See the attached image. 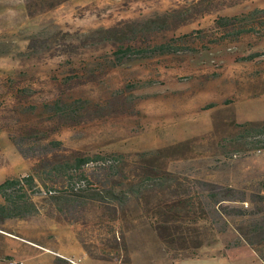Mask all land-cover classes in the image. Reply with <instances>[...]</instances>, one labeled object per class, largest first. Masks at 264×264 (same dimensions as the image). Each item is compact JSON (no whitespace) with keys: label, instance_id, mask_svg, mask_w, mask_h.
<instances>
[{"label":"rangeland","instance_id":"1","mask_svg":"<svg viewBox=\"0 0 264 264\" xmlns=\"http://www.w3.org/2000/svg\"><path fill=\"white\" fill-rule=\"evenodd\" d=\"M182 7L200 8L201 13L153 38L158 42L184 35L193 54L154 57L88 76L75 70L105 58L113 45L84 48L68 38L45 42L34 52L26 48V37L41 29L87 32ZM254 8H264V0H65L30 17L23 0H0V48L7 47L0 53V182L31 172L39 157L52 158L54 152L47 150L52 140L84 153L134 154L204 137L190 155L170 160L168 167L187 173L214 164L217 142L232 132V119L264 120V55L253 61L234 59V52L243 48L264 50V27L237 40L213 28L218 16ZM148 81L154 83L144 87ZM116 90L124 92L122 105L90 107L78 122L46 112L45 105L66 97L105 105L115 99L111 94ZM130 92L132 101L125 98ZM14 141L29 158L22 157ZM87 172L94 177V168ZM219 176L237 188L258 184L264 178V150L235 159ZM132 216L130 222L108 217L101 222L81 216L77 208L60 213L49 205L25 219H7L0 225V264L18 258L22 264H47L53 254L46 249L82 264H258L245 260L243 249L235 257H222L223 241L233 234L217 229L222 222L212 226L187 214L156 231L149 216L135 211Z\"/></svg>","mask_w":264,"mask_h":264},{"label":"trees","instance_id":"2","mask_svg":"<svg viewBox=\"0 0 264 264\" xmlns=\"http://www.w3.org/2000/svg\"><path fill=\"white\" fill-rule=\"evenodd\" d=\"M63 1L23 0L24 10L32 17ZM200 10L195 7L171 8L145 19L119 21L110 27H98L87 32L41 29L26 37V48L34 52L38 47H46L45 42L62 43L68 38L79 40L84 48H96L106 43L113 45L105 58L93 60L75 70L76 75L88 76L97 70L122 67L154 57L185 56L195 50L183 43L184 35L158 42L153 37L194 18L201 13ZM261 15L264 17V8H254L239 15H221L215 19L213 28L224 31V37L231 36L230 40H237L241 34L257 33L264 27ZM6 49L0 48V53ZM262 55L264 50L247 47L234 52V59L253 61ZM153 83L148 81L144 87ZM122 95V90L113 91L111 98L115 99H108L105 105L81 97L59 98L50 106L45 105L48 107L46 112L56 118L68 117L78 122L90 107L104 108L107 105L112 109L115 104L119 107ZM132 96L134 94L130 92L125 98L132 101ZM231 125L232 132L217 142L219 153L215 156V163L203 170L187 173L169 169L168 162L186 158L193 145L204 137H192L134 154L84 153L68 150L61 141L52 140L47 149L54 152L52 158L47 155L39 157L31 172L7 177L0 182V225L7 219L28 218L49 205L60 213L66 208H77L81 216L92 215L101 222L106 217L130 222L135 211L149 216V224L156 231L162 230L168 220L193 214V219H204L212 226L222 222V226H217L222 232L232 231V236L223 241L225 248L248 244L264 261V178L258 184L248 183L237 188L219 176L235 159L264 150V120L237 122L232 119ZM14 145L22 157H30L17 142ZM88 167L95 169L94 177L87 172ZM113 235H118V232L113 230ZM101 258L115 259L111 256ZM116 259L126 262L125 259ZM52 264L69 262L56 256Z\"/></svg>","mask_w":264,"mask_h":264},{"label":"crops","instance_id":"3","mask_svg":"<svg viewBox=\"0 0 264 264\" xmlns=\"http://www.w3.org/2000/svg\"><path fill=\"white\" fill-rule=\"evenodd\" d=\"M244 246L242 247H232V248H226V253L224 255H222V257H229L232 255L233 257H235V255L238 253V251L242 252V250L240 249H243L244 253L247 255V257L245 258V260H249V261H253V262H256L258 264H264V261H262L258 255L254 252V250L248 245V244H242ZM42 248V247H40ZM251 249V251H250ZM47 251L51 252L50 250L46 249ZM231 250H236L235 252H232L231 254L230 251ZM53 254V256H51V258L48 260L47 264H52V261L53 259L56 257V256H59V255H62V256H66V257H70V255H67V254H61L59 252H51ZM59 254V255H58ZM78 254H82L84 257H85V252L84 251H78ZM16 261H20L21 264H22V261L18 258V260ZM105 261H102V262H92V263H95V264H102L104 263Z\"/></svg>","mask_w":264,"mask_h":264},{"label":"built area","instance_id":"4","mask_svg":"<svg viewBox=\"0 0 264 264\" xmlns=\"http://www.w3.org/2000/svg\"><path fill=\"white\" fill-rule=\"evenodd\" d=\"M59 256L62 258H65L69 262V264H82L80 262V260L75 258V257H66V256H62V255H59ZM9 264H21V262L20 261H10Z\"/></svg>","mask_w":264,"mask_h":264}]
</instances>
